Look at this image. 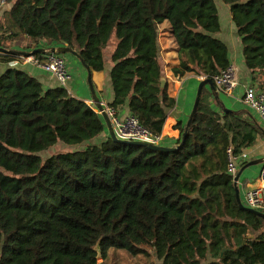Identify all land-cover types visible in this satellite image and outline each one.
<instances>
[{"label": "trees", "instance_id": "obj_1", "mask_svg": "<svg viewBox=\"0 0 264 264\" xmlns=\"http://www.w3.org/2000/svg\"><path fill=\"white\" fill-rule=\"evenodd\" d=\"M220 1L230 8L252 83L264 92V0ZM4 3L0 264H106L116 251L161 264H264V219L240 208L228 172V148L239 154L263 137L250 113L227 110L222 93L204 87L190 126H175L177 150L114 143L109 134L96 142L107 128L101 115L63 86L44 88L9 66L20 55L16 47L44 42L70 48L91 71L103 72L115 38L109 108L119 113L127 106L160 137L176 100L161 87L159 27L170 24L178 47L174 77L213 80L231 65L217 38L216 1ZM33 56L45 59V53ZM58 144L70 151L41 157Z\"/></svg>", "mask_w": 264, "mask_h": 264}, {"label": "crops", "instance_id": "obj_2", "mask_svg": "<svg viewBox=\"0 0 264 264\" xmlns=\"http://www.w3.org/2000/svg\"><path fill=\"white\" fill-rule=\"evenodd\" d=\"M227 19H232L230 14ZM232 24H228V29L226 30H223L222 28L221 33L217 37L221 41H223L229 49V57L231 60V64L234 65L236 69V77L239 85L238 88L233 92V94H220L219 98L227 110L246 111L247 113H250L254 121L262 130L263 137H258L256 145L246 151L250 158L248 161L249 163L251 161L264 158V122H262V120L258 117L257 114L246 108L245 105L242 103V96L245 93L246 87L249 85H253V83L251 80V73L247 70L244 63L241 40L237 36V29L233 21ZM167 25L170 26L168 22H165L159 27V60L163 66L165 73V86L168 87L169 95L175 98L176 106L169 112L168 119L165 123L163 133L161 135V145L173 148L180 137V132L179 130L175 129V126L179 121L187 122L189 120L193 110L198 86L202 79L201 77H196L194 75H189L185 78H176L173 76L172 69L178 63V47L175 42L171 27L170 30H167ZM26 44H28V42H26ZM54 48L57 47L46 45L44 42H39L37 44H33L30 49L16 47V50L24 53H31L34 50L38 49L52 51ZM112 52H107L106 54L107 63L105 71H91L92 82L95 91L97 93L98 98L100 99L101 105L105 109L109 108V104L112 103L114 99V92L110 82V71L113 67V64L110 61ZM65 59L67 61L69 72L72 75V80L68 82V84H66L65 86L55 80L49 79L48 75L45 72H43L41 69L37 68L33 64H17L16 62H13L9 66H18L20 69H23L29 75L37 78L43 84L44 88L56 87L59 85L63 86L73 98L84 102L95 112H98V107L96 106V104L93 103L92 94L88 85V73L86 69L81 64V62L73 55H67L65 56ZM7 67V65L0 64V69H2L3 71L6 70ZM214 108L217 109L216 107ZM118 114H120L122 117L129 115L130 113L128 107H124L122 110L119 111ZM106 135H108L107 128L105 134H103L100 138L104 139ZM263 169L264 167L261 164L258 166L248 167L240 174L238 188L240 192V198L244 206L246 205L247 193L262 188L260 175ZM240 171L241 169L239 170V172Z\"/></svg>", "mask_w": 264, "mask_h": 264}, {"label": "built area", "instance_id": "obj_3", "mask_svg": "<svg viewBox=\"0 0 264 264\" xmlns=\"http://www.w3.org/2000/svg\"><path fill=\"white\" fill-rule=\"evenodd\" d=\"M45 59L39 60L32 56L19 55L18 63H30L45 72L49 79L55 80L65 86L72 80V75L69 72L67 61L63 55L48 54L50 51H45ZM14 62V63H15ZM213 82L218 90L222 94H233L238 88V80L236 77V69L234 65H230L225 70L221 71L219 75L214 77ZM242 103L246 108L258 115V117L264 122V92L259 91L255 85H249L246 87L245 93L242 96ZM109 115L115 135L120 140L146 142L154 145H161V136H154L151 134L139 121V119L131 114L122 117L112 108L105 109ZM102 116L101 112H96ZM228 155V172L234 178L238 175L240 168L248 163V153L242 152L236 154L232 147L227 150ZM262 188L247 193L246 207L258 210L264 213V169L260 175Z\"/></svg>", "mask_w": 264, "mask_h": 264}, {"label": "water", "instance_id": "obj_4", "mask_svg": "<svg viewBox=\"0 0 264 264\" xmlns=\"http://www.w3.org/2000/svg\"><path fill=\"white\" fill-rule=\"evenodd\" d=\"M43 51L45 53V50H39V49L38 50H34L31 53H24V52H13V53L20 54V55H25V56H32L35 53H43ZM51 52H52V54H58V55L71 54L75 58H77L81 62V64L84 66V68L86 69V71L88 73V85H89V88H90V91H91V94H92L93 103L96 104V106L98 107L99 111L101 112L102 118L104 119V121L106 123V126H107L108 134H109L111 140L114 143L142 146V147L149 148L152 151L171 152V151L177 150V148H169V147L163 146V145H154V144L146 143V142L125 141V140L118 139L117 136L115 135L111 119H110L109 115L107 114L105 108L101 105L100 99L97 96V93L95 91V88H94V85H93V82H92V72L89 69V67L84 65L83 61L80 59L79 55L77 53H75L73 50H71L70 48H68V47H57V48H54ZM165 83H166V81H165V78L163 77L162 80H161V87L162 88L165 87ZM204 87H209L210 90L213 93H218V90H217L213 80H211V79H202L201 80V82H200V84L198 86V91H197V94H196L193 110H192V113H191L190 118L188 120L187 127L190 126L192 118H193L194 114L197 111V107H198V104L200 102L202 91H203ZM185 136H186V133L183 135L182 143L184 141ZM261 164H264V158L249 162L244 168L241 169V171L235 177L234 187H235L236 199H237V202H238L240 208L241 209H246V210H248V211L254 213L255 215H257V216H259V217L264 219V213L263 212H260L258 210H255V209L248 208V207L244 206V204L241 201L240 192H239V188H238V181H239L240 174L248 167L258 166V165H261ZM95 250L98 253V259L101 260V250H100L99 245L96 246ZM225 251H228V249H225V250L222 251L221 257H223V254H224Z\"/></svg>", "mask_w": 264, "mask_h": 264}, {"label": "rangeland", "instance_id": "obj_5", "mask_svg": "<svg viewBox=\"0 0 264 264\" xmlns=\"http://www.w3.org/2000/svg\"><path fill=\"white\" fill-rule=\"evenodd\" d=\"M215 1H216L217 6H218V9L220 11L219 21H220V25H221V30H222V28H223V30H226V29H228V24H232V19H230V20L227 19V17H229V14H230V8L228 6H226L225 4H223L222 1H220V0H215ZM7 9H8V6L4 3V0H0V19L3 18L4 12ZM167 30H170L169 25H167ZM115 46H116V39L113 38L109 48L106 51V53L112 52L113 49L115 48ZM67 55H71V54H63L64 57ZM2 73H3V70L0 69V75ZM100 140H102V138L97 139L96 142H99ZM68 151H70L69 148L63 146L62 144H58L54 148H51L50 150L41 153V157H43V159H46L52 155H56V154H60V153H66ZM150 260L152 262L149 261V257H147V258H145V257L134 258V257L126 254L123 251H116V252L110 253L109 261L106 264H161V262H159L155 257H151ZM100 262H103V261L101 260Z\"/></svg>", "mask_w": 264, "mask_h": 264}]
</instances>
